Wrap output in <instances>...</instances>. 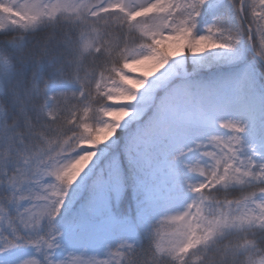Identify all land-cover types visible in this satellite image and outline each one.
Masks as SVG:
<instances>
[{"label": "snow or ice", "instance_id": "snow-or-ice-1", "mask_svg": "<svg viewBox=\"0 0 264 264\" xmlns=\"http://www.w3.org/2000/svg\"><path fill=\"white\" fill-rule=\"evenodd\" d=\"M0 264H264V0H0Z\"/></svg>", "mask_w": 264, "mask_h": 264}]
</instances>
